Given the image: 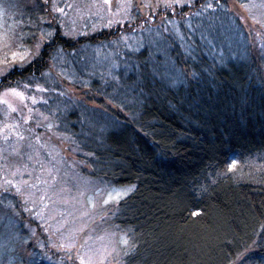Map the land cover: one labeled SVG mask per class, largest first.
<instances>
[{
	"label": "trees",
	"instance_id": "1",
	"mask_svg": "<svg viewBox=\"0 0 264 264\" xmlns=\"http://www.w3.org/2000/svg\"><path fill=\"white\" fill-rule=\"evenodd\" d=\"M204 1L179 31L162 12L91 32L84 23L74 37L28 7L34 24L18 31L36 25L39 49L0 76L38 95L81 169L134 186L107 220L135 245L120 264H264V41L250 44L229 0L202 12ZM34 35L20 42L34 46Z\"/></svg>",
	"mask_w": 264,
	"mask_h": 264
},
{
	"label": "rangeland",
	"instance_id": "2",
	"mask_svg": "<svg viewBox=\"0 0 264 264\" xmlns=\"http://www.w3.org/2000/svg\"><path fill=\"white\" fill-rule=\"evenodd\" d=\"M192 2L184 0L186 6L165 9L164 0H0V73L4 74L14 63H25L38 50L37 44L43 36L41 33L34 35L36 25L31 32L21 34L18 31L24 23L34 24L26 21L32 20L25 18L28 7H42L46 12L43 20L51 25L59 24L64 35L74 37L84 32L81 29L84 23L91 25L87 28L91 32L133 21L138 14L139 19L147 21L152 14L160 16L162 12L173 13L176 22L167 21L179 31V23L188 27L189 22L185 20L193 22L201 18V15L192 18ZM229 2L250 44H262L264 0ZM53 5L63 11H54ZM208 11L202 7V12ZM86 14L89 16L85 18ZM162 20L165 19L160 22ZM20 35H34L37 44L20 42ZM139 35L129 38H143ZM0 87V223L3 224L0 225V264H6L11 258L18 264L21 257L35 264H81L80 257L87 260L89 255L95 264H120L121 254L125 252L122 248L126 247L120 239L125 233L107 224L119 199L108 198L126 188H114L107 182L95 180L87 165L81 169L83 163L76 148L49 127L48 116L36 108L39 100L36 93L9 85ZM8 88L22 92L24 99L7 93ZM75 93L80 95L81 91ZM70 239L75 241L72 248L59 247L62 242L67 245ZM11 241L21 246L13 248V254H4L5 247L1 246ZM102 250L108 253L103 261L97 255Z\"/></svg>",
	"mask_w": 264,
	"mask_h": 264
},
{
	"label": "snow or ice",
	"instance_id": "3",
	"mask_svg": "<svg viewBox=\"0 0 264 264\" xmlns=\"http://www.w3.org/2000/svg\"><path fill=\"white\" fill-rule=\"evenodd\" d=\"M175 5L186 6V5L184 4V0H164V5H163V6L165 7V9H167V8H169V7H173V6H175ZM131 6H132L131 3H129L128 7H131ZM158 6H159V5H158ZM262 6H264V5H262ZM68 7H71V5H68ZM202 7L205 8V9H212V8H214V7H222V5L220 4V0H208L207 3H205L204 5H202ZM53 10L56 11V12H62V11H63V9H60V8L55 7V5H53ZM51 35H52L51 32L47 33V36L50 37ZM37 49H39V44H37ZM0 75H3V73H0ZM37 89H38V90H41V89L39 88V86H37ZM6 92H7V93H11V94H13V95H15V96H18V97H20L21 99H24V95H23V93L17 91V89H15V88H8V89H6ZM33 103H35V100H33ZM10 107H11V105H10ZM49 127H51V125H49ZM235 164H236V161H235V160L232 161V164L229 165V169H232V167H233ZM6 183H8L9 185L12 184L11 181H7ZM13 187H15V185H13ZM133 187H134V186H132V187H128V188H126V189H124V190L117 191L115 197H112L111 194H110L108 199H109V200H110V199H117V200H118V199H120L122 196L127 195L128 192H131L132 189H133ZM17 193H20V189H19V188H17ZM41 199L43 200L44 197H41ZM105 203H108V200H105ZM193 215H197V213H193ZM74 243H75V241L70 239V240H69V243H68L67 245H65V244L62 242V243L59 245V247H60V248H64L65 246H67L68 248H72V247L74 246ZM120 243H121L122 245H125V246H126V249H125L126 252H127V251H131L132 249L135 248V245L131 244V243L129 242V240H128L126 237H124V236H121ZM89 251L91 252V250H89ZM97 255H99V256L101 257V260L103 261V259L106 257V255H108V253H107L106 250H102V251H100L99 253H97ZM69 259H71V257H69ZM80 261H81V264H95V261L93 260L92 255H89V257H88L87 260H85L83 257H80Z\"/></svg>",
	"mask_w": 264,
	"mask_h": 264
}]
</instances>
